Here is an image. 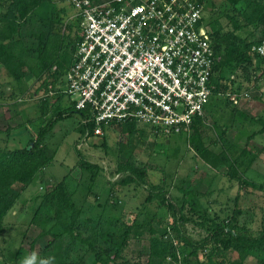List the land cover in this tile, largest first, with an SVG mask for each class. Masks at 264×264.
I'll use <instances>...</instances> for the list:
<instances>
[{"label": "rangeland", "instance_id": "1", "mask_svg": "<svg viewBox=\"0 0 264 264\" xmlns=\"http://www.w3.org/2000/svg\"><path fill=\"white\" fill-rule=\"evenodd\" d=\"M211 1L206 4L203 19L205 25L210 24L208 33L212 34L213 28L223 27V34H232L235 27L228 19L212 14L214 8L218 14L223 12L225 6L221 7L220 4L226 2ZM213 2L215 7L212 6ZM76 15L77 10L71 0H46L28 18L36 24L42 21L60 23L64 50L69 56L81 32ZM251 29H245L242 33L247 34ZM34 63L28 62V66L21 67V80L11 76L6 67L0 64V149L13 151L25 148L60 110L72 106L67 96L60 98L65 87L50 86L51 92L41 87L46 78H50L49 82L55 80L53 73L58 82L64 80V70L59 71L55 66L50 73L38 79L29 68ZM227 75L231 81L237 80L236 88L243 86L239 92L246 93L248 98L239 101V104H231L227 98L233 93L227 91V95L214 97L206 106L204 115L197 118L205 147L216 154L221 153L225 165L220 170L208 166L193 150L189 139L193 130L190 133L164 135L141 125L130 136L121 127L111 126L103 129L104 135L87 140L82 132L86 122L80 114L74 113L71 118L58 122L43 142L56 152L53 165L43 170L28 188L22 184L14 186L21 195L3 224L0 264H20L25 256L33 252L38 254V261L55 256V264L62 260L70 264H100L94 253L87 251L86 245L79 242L74 244L66 235L61 237L60 227H54L53 222L45 228L34 223L44 194L65 176L70 178L68 185L70 191L75 193L76 203L83 205L88 212L87 218L101 220L97 239L101 253L106 255V259L117 254L115 262L119 264H146L150 254L148 239L138 237L134 230L121 247L117 241L112 242L119 239L124 225L155 220L153 226L158 228L167 226L168 220H174L175 211L168 212L166 204L156 198L147 201L150 189L154 188L163 190L167 196H171L170 203L182 209L187 220L184 228L196 241L201 242L209 235L202 224H196L202 221L201 216L208 209L223 218L231 215L236 205L243 209L254 206V219L249 217L246 221H250L247 227L252 230V235H257L264 226V190L260 189L264 184V134L258 132L261 122L257 121V118L264 119V101L259 98L264 93V86L260 88V84L255 87L251 81L244 82L241 77L229 72ZM44 99H48L46 104L42 102ZM79 141L81 143L77 146ZM78 150L90 164H98L102 169L80 164L82 159ZM244 151H247L246 156L254 155L257 160L249 171L245 170L251 163L248 160L244 162L240 172L244 171L246 176L242 173L239 176L248 181L249 186L240 188L239 182L231 179L228 173L230 164ZM127 164L145 171L143 179L131 174L129 168L124 171ZM232 171L236 172L237 169ZM129 177L138 181L123 185L122 181ZM109 180L117 183H109ZM221 208L228 210L222 212ZM38 214L43 218L48 215L43 210ZM48 230L53 233L50 234ZM85 230L83 227V234L88 235ZM169 230L165 240L178 243L177 233L173 228ZM54 235L60 238L55 240ZM112 235L115 239H112ZM209 249L211 251L212 247ZM192 251L190 246L184 248L185 254L181 255L177 264H198V259L191 255ZM239 255V252L235 254L228 249L214 257L211 264H215V260L224 264H240ZM257 255L262 253L248 255L246 264H264V255L259 258ZM167 262L174 264L171 259Z\"/></svg>", "mask_w": 264, "mask_h": 264}, {"label": "trees", "instance_id": "2", "mask_svg": "<svg viewBox=\"0 0 264 264\" xmlns=\"http://www.w3.org/2000/svg\"><path fill=\"white\" fill-rule=\"evenodd\" d=\"M46 0H0V64L4 65L9 74L16 79L21 80V67L28 66V62L35 61L34 64L29 65L30 70L34 75L41 79L45 74L50 73L51 70L57 66L59 71L64 70V80L57 81L56 74L53 73L54 81L49 82L50 78H46L41 86L46 91H52L50 86H63L66 89L65 76L73 65L77 46L81 41V32L76 43L73 46L71 54L67 56L64 50V37L61 33V24L53 22H33L29 19V14L33 12ZM93 4H98L106 0H91ZM199 4L204 6V11L207 3L211 0H196ZM226 3H221L224 7L223 12L216 13L215 8L212 9L213 16H225L229 23L235 27L232 34H223V27L217 29L213 28L210 35L212 47L215 54L214 72L211 78L212 97H219L227 95V91L233 95H244L241 93L243 86L235 87L236 79L231 81L227 73L235 77L242 78L243 81H251L255 87L260 88L264 86V57L253 50L254 46H260L264 43V0H223ZM215 7V3H212ZM228 7V9H227ZM220 11V10H219ZM204 19V17H203ZM205 20V19H204ZM79 21V20H78ZM205 21H202L204 23ZM207 24V23H206ZM207 24L205 25L209 29ZM252 28L247 34L242 33L245 29ZM81 29V28H80ZM226 35V36H225ZM226 37V40H223ZM240 73V74H239ZM238 75V76H236ZM234 77V78H235ZM40 87V88H41ZM50 89V90H48ZM62 90L61 97L66 96ZM41 90V89H40ZM59 91V89H57ZM22 91L21 93H24ZM239 92V93H237ZM36 93V92H35ZM231 98V97H230ZM227 98L232 104L231 99ZM264 101V93L259 97ZM46 100H42L46 104ZM210 100V101H211ZM80 114L88 118L86 113L78 112L75 105L63 111H59L56 116L48 121V123L39 131L35 140H31L30 144L23 149L7 150L0 149V234L3 231V224L8 214L15 207L20 198V192L14 188L15 184H22L25 188L32 185L43 170H47L54 163L56 152L54 149L43 145L46 135L54 129L55 125L64 120L71 118L72 115ZM261 122V130L258 132L264 134V119L257 118ZM199 119H196L191 130L192 136L189 138L191 145L196 154L210 167L220 170L225 165L222 160L221 153L209 151L205 147L204 140L199 129ZM114 126V125H112ZM123 131L129 133L130 136L138 131L140 125L137 121L123 122L117 125ZM190 130V132H191ZM87 136V140L94 137V124L88 122L84 124L83 130ZM189 132V133H190ZM81 143H77V146ZM82 162L80 164H88L92 168H101L100 165L90 164L91 162L85 160L86 156L78 150ZM247 151L236 157L233 163L230 164L228 173L231 179H236L239 182L240 188L249 186V182L242 179L239 173L245 175V172H240L244 162L251 163L245 171L251 169L254 165L256 156H246ZM124 171L130 170L131 174H137L138 179H143L145 171L138 170L132 165H125ZM237 169L236 172L232 169ZM246 176V175H245ZM246 178V177H245ZM119 181V180H118ZM121 181V180H120ZM138 181L133 177L123 180L122 184H129ZM70 178L65 176L64 179L53 187L52 190L44 194L40 204L39 211H45L48 215L44 218L41 214H36L34 223L38 226L47 227L50 223H54V227L59 226L60 235L68 236L73 240L72 243L79 242L88 247L87 251L94 253L96 261L100 264H119L115 262L117 254L111 258H105V254L101 253L98 247L99 219L87 218V211L82 206H79L75 201V193L69 189ZM109 183L112 181L109 180ZM114 182L112 184H115ZM264 190V184L260 186ZM151 194L147 201L156 198L161 203L166 204L168 212L175 211L174 220L166 222L167 226H158L155 228L154 221L144 223L132 222L130 225L123 226L121 236L117 241L119 247L125 244L132 231L140 238H147L149 242V258L146 264H169L167 261L171 259L174 264L179 262L181 255L185 254L184 248L190 246L193 248L191 255L198 259V264L210 263L214 257H218L221 253H225L228 249L233 250L234 253H240V264H246L248 255L255 253H262L264 255V226L257 235H252L250 221H246L249 217L253 220L256 215L254 206L248 208H240L236 205L231 215H225L221 218L217 212H211V209L202 215V224L205 231L209 233L206 239L201 242L194 240L189 236L188 230L184 228L187 222L186 216L182 209H178L172 202L171 196H167L163 190L157 188L150 189ZM239 199V198H238ZM184 209V207H182ZM228 208H221L222 212ZM52 214V216H51ZM85 220V222L83 221ZM242 219V220H241ZM264 221V219H263ZM45 224V225H41ZM264 224V223H263ZM83 227L88 235L83 234ZM174 229L178 235V243L173 244L171 241L165 240L169 229ZM51 231V230H48ZM59 231V232H60ZM53 233L52 231L50 234ZM59 235V234H58ZM54 235L55 240L60 236ZM112 239L114 235H112ZM171 239V238H170ZM169 239V240H170ZM209 247H212L211 251ZM262 255H257L259 256ZM110 257V256H108ZM261 263V261H259ZM59 264H70L65 260L60 261ZM130 264V263H129ZM215 264H224L215 260Z\"/></svg>", "mask_w": 264, "mask_h": 264}, {"label": "built area", "instance_id": "3", "mask_svg": "<svg viewBox=\"0 0 264 264\" xmlns=\"http://www.w3.org/2000/svg\"><path fill=\"white\" fill-rule=\"evenodd\" d=\"M71 4L81 41L64 93L88 115L94 136L130 121L156 134L189 133L212 97L215 54L202 23L204 6L196 0ZM253 50L264 57V43ZM246 98L230 99L236 105Z\"/></svg>", "mask_w": 264, "mask_h": 264}, {"label": "clouds", "instance_id": "4", "mask_svg": "<svg viewBox=\"0 0 264 264\" xmlns=\"http://www.w3.org/2000/svg\"><path fill=\"white\" fill-rule=\"evenodd\" d=\"M20 264H55V256H49L38 261V254L33 252L25 256Z\"/></svg>", "mask_w": 264, "mask_h": 264}]
</instances>
